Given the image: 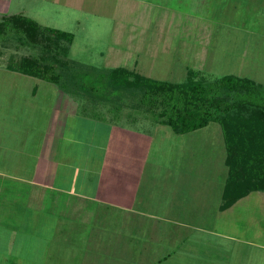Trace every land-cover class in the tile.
<instances>
[{
	"label": "rangeland",
	"instance_id": "1",
	"mask_svg": "<svg viewBox=\"0 0 264 264\" xmlns=\"http://www.w3.org/2000/svg\"><path fill=\"white\" fill-rule=\"evenodd\" d=\"M19 1H31L28 11L21 15L32 18L42 27L70 33L74 38L68 54H63L62 51L61 56L59 48L65 49L67 46L63 40L57 42L55 37L41 39L38 32L33 31L32 45H28L19 41V36L14 35L10 30L0 33V53L5 60L9 56L12 57L11 70L21 74L23 72L32 74L31 68L24 67L23 63H20L22 57L29 56L42 58L46 55L50 62L51 59H55L62 65L56 68V73L59 74L58 82L50 83L30 75H27L28 78H23L20 74H12L4 69L7 63H1L3 69H0V112L3 111L6 125L1 121L3 119L0 114V138L19 137L15 134V127L27 126L26 123H31L32 128L35 129L32 136H37V142L33 144L28 141L31 133H25L28 134L25 136L21 134L19 142L16 143L18 146L14 147L10 146V143L5 144L3 140L0 141L1 170L5 165L8 166V163L12 165L10 153H17L18 161H21L24 158L22 153L25 154L29 150H32L30 151L32 153L38 151L36 147L41 146L38 141H41L44 135L43 128L48 122L47 116L53 112L58 103L56 96L61 93L68 94L69 104L74 100L76 105V107L68 105L75 114L70 115L66 120L71 129L64 131L63 157L68 160L70 168L78 165L81 169L88 170L86 171L89 174L88 179L94 177V173L100 168L94 165V162L97 161L102 165L106 140L104 133L106 128L110 129L113 126L142 131L152 137L151 157L148 162L161 158L163 163L160 168L148 165L147 176L155 178L156 181L162 176L172 177V169L168 167L173 168L174 164H176L175 169L178 166L179 168L188 166L192 169L195 165L204 163H213L211 176H214L216 181L220 179L222 195L226 184H237L244 188L254 180L264 178V168H262L264 166L261 164L257 174L253 172L245 177L250 182H244L243 178L232 181L227 165L228 149L219 124L211 122L189 135H173L174 132L170 128L158 122V112L165 106L160 102L156 109L149 108L145 104L138 105L134 99L136 97L132 98L130 91L110 88L106 81L107 73L117 67L172 84L185 83L189 76L188 71L198 70L197 73L194 72V79L203 83L231 75L250 80L261 87L260 93L263 94L264 0ZM56 1L58 2L55 3ZM30 8L32 11L29 10ZM24 22V19L18 21L20 25ZM4 42L9 43L10 46H2ZM33 88L37 91L32 97ZM260 100V105L264 107V95ZM19 105H28L32 109V115L29 114L28 119H25L24 113L28 115L26 109L24 113L21 111L20 115L17 114L13 117L14 120H11L13 108L16 109ZM260 134L256 135L257 140L252 141L256 152L264 148V137L260 139ZM142 188L148 190L150 185H142ZM202 190L201 187L198 189L200 197ZM216 190L217 185L214 184L213 192L216 193ZM66 197L59 195L49 206V211L44 212L43 217L48 218L46 216H50L49 214L53 212V216H57L60 222H65L68 226L73 222L81 221L78 216L72 214L73 202L70 199L65 201ZM204 198L208 203L209 196L204 194ZM58 199L64 200L65 205L56 203ZM223 205L222 197L220 207ZM248 206L250 205L244 207ZM249 209L250 211H246L251 213L250 216L254 214V220L252 224L247 220L244 221L251 227L248 236L256 234L252 225L256 227L255 225L258 224L259 227H263L261 223L264 224V207L258 205L254 213L251 207ZM110 213L111 211L102 208L101 213L95 217L94 224H81L75 229L76 232L69 234L70 237L66 239L73 242L66 243L64 247H58L60 237L54 234L47 237L45 246H35L32 241L29 246L21 247V252L29 257L31 262L34 259L41 261L47 254L46 261H49L41 264H143L128 259L125 262L123 258H117L118 255L126 254L130 257L131 253L128 248L124 249L120 244V242L124 244L126 238L124 234L116 235L120 224L112 223L113 219L110 218L114 213L111 215ZM116 214L119 220V214ZM246 216L249 217V214ZM196 236H199V233ZM262 237L263 234H260V240L264 241ZM203 238L204 235L200 236V239ZM227 247L229 252L232 251V264H240L236 258L237 250L241 253L240 249L237 246ZM244 249L245 258L240 256L239 259L243 258L245 264H253L254 259L255 264H264V250L259 251L247 246H244ZM250 251L254 254L250 256L248 262ZM196 255L199 257L191 262L164 264L226 263L224 260H216L217 257L213 258L214 261H206L204 256L208 255L207 252H197ZM1 263L2 259H0Z\"/></svg>",
	"mask_w": 264,
	"mask_h": 264
},
{
	"label": "crops",
	"instance_id": "2",
	"mask_svg": "<svg viewBox=\"0 0 264 264\" xmlns=\"http://www.w3.org/2000/svg\"><path fill=\"white\" fill-rule=\"evenodd\" d=\"M30 2L0 0V33L7 30L12 32V23L8 22L12 16L33 20L21 15L28 11ZM2 46L10 45L4 42ZM11 58L9 56L5 60L0 53V69H3L1 63H7L4 69L28 78L25 74L11 70ZM193 72L197 73L198 70ZM36 91V88L32 89V97L35 96ZM68 97V94L61 93L56 96L58 103L53 112L50 111L52 113L47 116L48 122L43 128L44 135L41 141H38L41 146L39 148L34 146L38 151L32 153L30 152L32 150H29L25 154L22 153L24 158L21 161H18V154L12 152L9 154L13 160L12 165L8 163L4 169H0L1 264L48 262L45 253L43 260L34 259L31 262L29 257L21 252V247L29 246L32 241L35 246H45L47 237L54 234L60 237L58 247H64L66 243L73 242L66 239L70 237L69 234L76 232L75 229L81 224H94L95 217L101 213L102 208L114 213L110 218L113 219L112 223L120 224L116 235L124 234L126 238L124 244L121 242L120 244L124 249L128 248L131 256L128 257L127 254L117 256L123 258L125 262L128 260L143 264L191 262L199 257L196 255L197 252H207L208 255L204 256L206 261L211 262L217 257L216 260L226 261L224 264H232V251L229 252L227 249L230 245L240 249L241 253L237 250L236 258L240 264H245L243 258L239 259L240 256L245 255L244 246L259 251L264 250V241L260 240V234L264 236V224L261 223L263 227H259L258 224L255 225L256 227L252 225L256 234L248 236L251 227L245 223L248 221L252 224L254 220V214L250 216L251 213L248 212L249 207L252 208L253 213L258 205L264 207V191L250 192L231 206L220 207L222 191L220 179L216 181L214 176H211L213 163L195 165L193 170L188 166L187 168L178 166L175 169L176 164H174L173 168L168 167L172 169L174 177L162 176L158 181L149 178L148 167L160 168L163 163L161 158L148 162L153 142L148 133L123 126L106 128L105 155L102 165L97 161L94 162V165L100 166L94 177L88 179L89 174L86 172L88 170L81 169L78 165L70 168L68 160L63 157L62 140L65 129L70 128L66 120L70 115L75 114L69 107L76 105L74 100L69 104ZM13 109L11 120H14L13 117L17 114L20 115L21 111L24 113L26 109L28 115L24 113L25 119H28L29 114L32 115V109L28 105H19ZM2 113L3 111L0 112L3 119ZM99 116L98 114L100 123ZM1 121L6 125L4 119ZM26 125L15 127V134L20 137L21 134L25 136L28 135L25 133H31L28 141L35 144L37 136H32L35 129L32 128L31 123ZM191 133L179 135L173 133V135ZM19 137L0 138V141L3 140L5 144L10 143V146L14 147L18 146L16 143L19 142ZM161 155L164 158L163 154ZM214 184L217 185L216 193L213 192ZM142 185H150V188L143 189ZM200 187L203 188L202 197L198 193ZM204 194L209 196V204L205 202ZM59 195H66L65 201L72 200L73 206L69 208L81 221L73 222L74 224L68 226L65 222H60L57 216H53V212L49 214L53 216L52 218L43 217L44 212L49 211V206ZM64 200L58 199L56 203L65 205ZM245 205L250 206L244 207ZM116 213L119 214V220ZM247 214L249 217L246 216ZM94 229L93 227L92 230ZM197 233L199 236H196ZM202 235L205 238L200 239ZM33 236L37 238H32ZM29 238H31L30 242ZM252 254L254 253H249L248 262Z\"/></svg>",
	"mask_w": 264,
	"mask_h": 264
},
{
	"label": "trees",
	"instance_id": "3",
	"mask_svg": "<svg viewBox=\"0 0 264 264\" xmlns=\"http://www.w3.org/2000/svg\"><path fill=\"white\" fill-rule=\"evenodd\" d=\"M22 19L25 22L20 25L18 21ZM8 20L12 23V32L19 36V41L23 44L32 45V32L37 31L41 39L55 37L57 42L65 41L67 46L65 49L59 48V55L68 54L73 40L70 33L42 27L36 21L22 16H12ZM48 58L46 55L42 58L22 57V66L32 70V74H23L57 83L59 74L56 73V68L62 66L61 62L55 59L50 62ZM188 72L185 83L172 84L156 81L124 68H116L107 73L106 81L110 88L130 91L132 98L136 97L134 99L138 105L145 104L156 109L160 102L165 108L158 112V122L175 134H186L211 122L219 124L228 149L227 165L232 181L243 178L244 182H250L245 177L253 172L257 174L260 165L264 166V148L256 152L252 144L259 133L260 139L264 137V107L260 105L264 92L261 94V87L247 79L227 75L216 81L203 83L194 79L193 71ZM246 186L248 187L241 188L237 184H226L222 208L231 206L250 192L264 191V178L254 180Z\"/></svg>",
	"mask_w": 264,
	"mask_h": 264
}]
</instances>
